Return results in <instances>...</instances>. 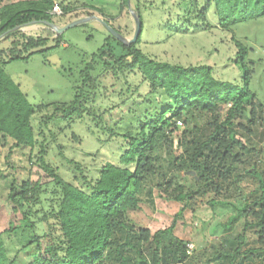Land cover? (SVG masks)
I'll return each mask as SVG.
<instances>
[{"label":"rangeland","instance_id":"1","mask_svg":"<svg viewBox=\"0 0 264 264\" xmlns=\"http://www.w3.org/2000/svg\"><path fill=\"white\" fill-rule=\"evenodd\" d=\"M40 1L0 0V10L5 6L31 7ZM190 1L53 0L49 12L58 27L96 16L130 40L136 29L131 10L137 11L142 17L137 47L146 55L183 66L210 65L215 76L224 81L242 80L240 67L234 63V39L239 40L249 49L250 88L256 94L257 104L264 107V17L223 28L213 8L207 13L209 23L196 19L197 11L188 6ZM198 2L201 8L203 0ZM55 4H59L60 13H53ZM19 31L46 40L45 47L50 50L45 54L36 52L28 60L11 61L6 51L16 39L12 35L0 37V57L9 61L6 73L20 84L32 104H44L34 118V126L41 125L42 131L32 150L28 146L11 150L13 141L0 140V232L9 219L17 221L8 198L14 181L18 184L29 180L43 185L52 181L41 158L64 179L79 186H84L83 175L96 179L104 164H119L127 144L119 134L134 129L133 116L140 113L139 105L148 91L139 73H127L114 81L111 70L98 65L92 72L94 80L90 87L82 90L83 103L77 104L78 111L72 110L73 116L67 118L62 111L80 92V71L92 62V55L104 44L109 32L96 18L62 34L40 21L23 25ZM104 50L103 59L110 64L125 53L115 41L107 42ZM229 106H223L221 119ZM211 121L198 113L192 120H182V125L177 123L176 131L168 138L160 137L155 144L152 156L157 172L146 179L139 207L129 211L130 224L136 229L159 232L157 259L152 260L156 242L143 244L148 264H264V242H260L256 220L240 212L248 203L257 210L260 206L254 205L263 193L255 171L264 172V132L261 126L253 134L244 132L247 150H242L241 144L236 147L243 152L242 162L234 164L227 180L216 177L214 183L205 186L199 181L189 154L193 148L191 141L206 137ZM248 121L249 116L243 114L237 117L236 124ZM180 192L188 197L176 200ZM212 202L215 205L211 206ZM248 220L251 225L246 227ZM171 226L172 232H165ZM24 237L20 232L3 237L5 254L13 264H29L34 258V245L23 247ZM177 239L189 242V257L183 262L176 254ZM107 264L119 263L111 257Z\"/></svg>","mask_w":264,"mask_h":264},{"label":"trees","instance_id":"2","mask_svg":"<svg viewBox=\"0 0 264 264\" xmlns=\"http://www.w3.org/2000/svg\"><path fill=\"white\" fill-rule=\"evenodd\" d=\"M52 5L53 0H41L31 7L5 6L0 10V36L5 39L12 35L16 39L6 51L9 60H28L36 52L45 54L50 50L45 47L46 40L27 36L19 28L33 21L53 22L54 17L49 12ZM188 6L195 8L196 19H203V23H209L207 13L215 9L220 26L228 29L231 25L264 17V0H203L201 8L198 0H191ZM140 19L142 22L141 15ZM109 41H115L125 52L113 64L103 59L105 44ZM140 41L139 36L136 42L126 44L110 34L92 55V62L81 69L80 92L62 111L67 118L73 116L72 110L78 111L76 105L83 103L82 90L90 87L94 80L92 72L98 65L111 70L114 81L127 73H139L148 91L139 105L140 113L133 116L134 129L119 134L127 143L120 163L104 164L96 179L83 175L84 186H79L64 179L41 158L52 181L48 185L29 180L12 183L8 198L13 203L17 221L9 219L0 232V264H13L5 254L4 235L20 232L24 237L26 229L23 247L34 245L31 248L34 258L29 264H107L111 257L119 264H148L143 244L156 242L152 260L157 259L161 243L157 241L159 232L152 234L148 228L136 229L130 224L129 211L139 207V195L146 179L157 172L152 156L157 140L168 138L176 131L177 121L192 120L198 113L211 118L209 134L193 138L189 154L199 181L207 186L214 183L216 177L227 180L229 170L237 161L242 162L243 152L236 147L241 144V149L247 150L244 132L253 134L260 126L264 132V107L257 104L256 94L250 88L249 49L243 42L234 39L237 48L234 63L240 67L242 80L231 82L218 79L210 65L183 66L158 61L137 47ZM8 62L0 57V140L13 141L11 150L25 146L32 150L42 131L41 125L34 126V118L44 104L30 102L20 84L6 73ZM224 105L230 106L221 119ZM243 114L249 116L248 123L236 124L237 117ZM51 117L53 115H49ZM255 174L263 193L254 205L260 206L257 210L248 203L240 212L252 215L259 227L260 242H264V172L255 171ZM186 197L180 192L175 198L184 200ZM213 205L215 202L211 203ZM250 225L251 222L246 221V227ZM172 230L173 226L165 232ZM188 243L176 240L179 262L189 257Z\"/></svg>","mask_w":264,"mask_h":264},{"label":"water","instance_id":"3","mask_svg":"<svg viewBox=\"0 0 264 264\" xmlns=\"http://www.w3.org/2000/svg\"><path fill=\"white\" fill-rule=\"evenodd\" d=\"M128 4H129V1H128ZM131 10V9H130ZM131 13L132 15L134 16L135 18V22H136V29H135V33H134V36L132 39L128 40L123 34H121L120 32H118L115 28H113L108 22H106L105 20L101 19V18H98L96 16H92V17H87V18H82V19H78V20H75L63 27H58L54 22L52 21H48V20H42L40 22H43L47 25H49L50 27H52L58 34H62L65 30L71 28V27H74V26H78L80 24H84L88 21H90L92 18H96L98 19L104 26L105 28L107 29V31L112 35L114 36L117 40L121 41V42H124L126 44H131L133 42H136L138 37L140 36L141 34V28H142V22H141V19H140V15L137 11H134V10H131ZM33 22H37V21H33ZM18 30V29H16ZM1 37V36H0Z\"/></svg>","mask_w":264,"mask_h":264},{"label":"built area","instance_id":"4","mask_svg":"<svg viewBox=\"0 0 264 264\" xmlns=\"http://www.w3.org/2000/svg\"><path fill=\"white\" fill-rule=\"evenodd\" d=\"M53 13H60V7H59V4H55L54 6H53ZM177 123L178 124H180V125H182V121H177ZM188 246H189V244H188ZM190 250L188 249V252H189Z\"/></svg>","mask_w":264,"mask_h":264}]
</instances>
